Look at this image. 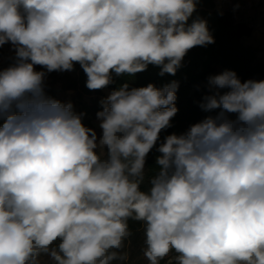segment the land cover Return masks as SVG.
<instances>
[{
    "label": "clouds",
    "instance_id": "obj_1",
    "mask_svg": "<svg viewBox=\"0 0 264 264\" xmlns=\"http://www.w3.org/2000/svg\"><path fill=\"white\" fill-rule=\"evenodd\" d=\"M196 0H0V264L126 261L129 220L142 225L148 264H264V80L209 77L213 117L160 142L179 84L113 90L101 134L73 105L46 96L44 71L79 63L86 87L149 64L175 75L187 52L214 43ZM220 89H227L221 93ZM229 114H235V119ZM159 142V146L157 144ZM158 171L142 190L148 154Z\"/></svg>",
    "mask_w": 264,
    "mask_h": 264
},
{
    "label": "trees",
    "instance_id": "obj_2",
    "mask_svg": "<svg viewBox=\"0 0 264 264\" xmlns=\"http://www.w3.org/2000/svg\"><path fill=\"white\" fill-rule=\"evenodd\" d=\"M197 18L207 22V28L215 42L190 49L175 75L168 73L161 75L160 66L149 64L145 71L131 76L116 75L113 72L111 74L112 83L105 87L111 92L125 83L129 87H144L151 83L157 88H161L172 81H177L179 87L176 92L175 106L178 111L171 120L172 127L160 133V142L168 135L182 134L191 125L208 116L215 117L219 113L220 109L204 111L200 107L203 98L216 91V89L210 88L209 77L218 75L225 70H232L242 82L249 79L264 80V60H259L253 48L242 41V37L251 32V27L246 22L237 21L230 11H220L215 0H196V9L189 19V23ZM3 53L4 49L0 46V56ZM36 66L40 71L46 72L45 77L52 80L47 89L43 87L46 96L53 98L52 93L56 91L53 81H59L61 89L76 91L72 104L73 110L77 114H83L82 122L86 127L95 129L93 121L97 118V113L102 111L101 96L104 94V88L89 90L86 87L87 76L79 63H74L71 71H53L51 73H47L46 69L40 65ZM219 91L223 93L227 89ZM84 95H89L90 100H85ZM229 116L235 119V114H229ZM158 155L156 148H153L147 156L142 190L146 191L149 188L150 178L158 171L155 163ZM129 228L132 232L130 238L135 240L142 225L134 220H129ZM49 264H54V262L51 261ZM113 264L119 263L114 261Z\"/></svg>",
    "mask_w": 264,
    "mask_h": 264
},
{
    "label": "rangeland",
    "instance_id": "obj_3",
    "mask_svg": "<svg viewBox=\"0 0 264 264\" xmlns=\"http://www.w3.org/2000/svg\"><path fill=\"white\" fill-rule=\"evenodd\" d=\"M216 6L220 11H230L237 21H244L251 27L249 35L242 37L244 44L253 48L256 57L259 60H264V0H215ZM4 53L0 56V70H3L14 64L17 60L16 52H11L13 45L5 43L3 46ZM12 47V49H11ZM38 69L37 66H34ZM39 70V69H38ZM40 71V70H39ZM51 78H44L43 87L47 89ZM56 91H54L53 99L59 100L62 103H71L75 99L76 91L72 89H61L59 81H53ZM111 91L104 88V94L101 99L104 100ZM89 95H84L85 100H90ZM3 124V119H0V126ZM98 135L101 134L99 127L100 121L95 118L93 121ZM144 249V233L143 228L140 230L138 237L135 240L129 238L123 249L127 254L126 261H117L119 264H148V261L143 255ZM176 253L172 252L168 257L161 260L160 264H175ZM42 264H49L50 258L47 256L41 257Z\"/></svg>",
    "mask_w": 264,
    "mask_h": 264
},
{
    "label": "crops",
    "instance_id": "obj_4",
    "mask_svg": "<svg viewBox=\"0 0 264 264\" xmlns=\"http://www.w3.org/2000/svg\"><path fill=\"white\" fill-rule=\"evenodd\" d=\"M9 43H10V42H9ZM11 49H12V47H11ZM11 52H12V53H13V52H16V51H15V47H14V46H13V49H12V51H11ZM35 70H36V71H39V70H38L36 67H35Z\"/></svg>",
    "mask_w": 264,
    "mask_h": 264
}]
</instances>
